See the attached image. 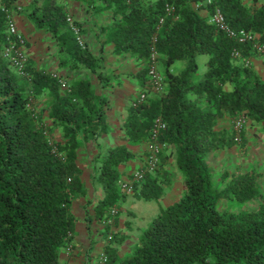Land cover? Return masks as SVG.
Wrapping results in <instances>:
<instances>
[{"label": "trees", "instance_id": "16d2710c", "mask_svg": "<svg viewBox=\"0 0 264 264\" xmlns=\"http://www.w3.org/2000/svg\"><path fill=\"white\" fill-rule=\"evenodd\" d=\"M76 1L93 15H110L103 25L89 28L71 16L69 0H0V264H99L103 252L106 264H264V174L258 168L217 173L210 165L218 152L247 147L248 127L264 131V53L229 38L211 18L221 9L232 28L253 34L264 46V3ZM10 15L23 46L10 37ZM19 19L23 27L45 33L57 70L26 52L31 38ZM92 30L99 33L96 43L84 36ZM107 47L138 71L110 70ZM20 48L26 57L22 71L15 63ZM199 56L208 57L204 73ZM152 63L163 80L161 91L149 75ZM80 71L94 75L95 82L77 77ZM125 83L134 93L119 98L121 104L127 101L113 119L119 100L111 101L106 91L117 95ZM141 94L146 99L140 104ZM239 116L247 120L241 142L233 129ZM158 118L166 124L159 166L128 193L123 169L140 151L148 157ZM112 136L120 139L115 145L106 141ZM82 151L93 156V170L80 163L87 160ZM173 171L182 181L180 199L152 220L131 253L121 256L114 245L125 238L113 228L128 195L162 199ZM82 200L90 248L80 261L76 239L82 208L74 206ZM93 219L103 226L98 231L111 233L96 256Z\"/></svg>", "mask_w": 264, "mask_h": 264}, {"label": "rangeland", "instance_id": "374dc122", "mask_svg": "<svg viewBox=\"0 0 264 264\" xmlns=\"http://www.w3.org/2000/svg\"><path fill=\"white\" fill-rule=\"evenodd\" d=\"M71 3V9L75 15H78L76 12V7L75 4H79V6H84L81 4V2L76 1V0H69ZM261 3H264V0H260ZM101 2V1H100ZM88 6V5H87ZM93 18L96 16V20L99 21V16L100 14L94 13L92 14ZM102 16V14H101ZM95 20V18H94ZM23 20L19 19L18 24L20 25L19 27H22ZM23 32L28 35L31 38V44L29 48H26V52H31L32 56H37L38 61L43 65L46 66L47 68L51 70H57L56 63L53 64L51 61L53 60L52 55L55 57V50L52 49H47V46L49 45L45 40H44V32H38V34L35 33V28H32L29 24L27 26L23 27ZM39 37L42 38L39 39ZM46 48V49H45ZM207 56H199L198 57V62L200 66V72L204 73L205 72V67H206V62H207ZM109 65V64H108ZM117 65H123L124 64L120 61L117 62ZM110 66V65H109ZM128 70L131 69L132 71L136 70L135 66H127ZM178 68V67H175ZM109 70V69H108ZM84 71H81V75L77 77H83L86 79L93 80L95 82V78L93 77L94 75L86 73H82ZM121 73V72H120ZM78 74V72L76 73ZM114 74V73H113ZM118 76L123 77V74H117ZM125 81V80H124ZM124 86H126L124 89ZM122 89L118 90L117 95H115L113 92H110L109 90L106 91V94L110 97L111 101H116L114 99L119 98H128L131 96L134 91L131 89V84L124 85ZM114 94V96H113ZM129 95V96H128ZM136 95L138 96L137 92ZM127 100H123L122 104L117 101V104L115 105L114 108H112L111 112V117L114 119L116 117V114H121L124 111V103ZM247 141H248V146L247 147H240V148H231L227 150H223L221 152L216 153V157L214 158V163L215 168L219 169L218 173L221 172L222 169L233 172L236 169H251V168H258L259 172H262L264 174V131H255L251 128L248 127V132H247ZM111 139V140H110ZM109 140V143L111 145H115V143H118L120 139L114 138V136L106 138V141ZM105 141V142H106ZM93 150H91V154ZM81 157V156H80ZM93 156H89L86 162H83V160H80L81 164H84L88 166V168L92 169L94 168V158ZM257 164V166H256ZM210 165L211 160H210ZM174 177V173H173ZM216 177V176H215ZM264 186V182H263ZM172 185L168 186L167 192L172 189ZM96 192L99 194L101 192V189H97ZM183 193V192H182ZM182 193L179 195L176 192H172L171 194L169 193L160 201L158 200H153V201H145L142 200L141 202H136L135 205L129 203L130 200H132V195H128V202L127 204L124 203L121 208V213L119 216V223L116 227L113 229L117 232H119L125 240L119 244V245H114L115 247L118 246L120 250V255H125L126 253H131V251L140 243L142 237L144 236V233L146 229L149 227L150 223L152 220L158 216V214L165 208L169 207L176 201H178L182 195ZM103 195V192H101V197ZM179 195V196H178ZM130 206V208H128ZM250 207H253V205H250ZM132 208V210H130ZM239 209V207H238ZM134 212V213H133ZM83 214V213H82ZM90 214L94 215V211H90ZM81 216V214H79ZM92 230H91V235L90 237H95L96 238V244L93 250V254L96 256L99 253L102 252L103 245L105 244V241L109 238L110 234L106 236V233H104L105 229L102 231H98L100 228H103V226H99L97 220L93 219V225H92ZM82 236V234L80 235ZM89 236V235H88ZM87 235H84L85 240H83V246L82 248H79L76 250V253H79L78 259L80 261L84 260L85 253L86 251L90 248V242L87 241L88 238Z\"/></svg>", "mask_w": 264, "mask_h": 264}, {"label": "built area", "instance_id": "2783aa9c", "mask_svg": "<svg viewBox=\"0 0 264 264\" xmlns=\"http://www.w3.org/2000/svg\"><path fill=\"white\" fill-rule=\"evenodd\" d=\"M207 4H211L212 0H204ZM169 12L173 11V8H168ZM9 33H10V37L18 39L21 43V46L24 45L25 40L23 38V34L19 31L16 23H15V19L12 15L9 16ZM68 21L70 22L73 31L78 34L80 33V30L77 26H75L73 20L71 18H68ZM211 22L213 24L216 25V27L218 28L219 31H222L224 34H226L229 38L235 39L237 41H239L242 44L245 43H252L255 48L258 49L259 52L264 53V46L259 44L257 42L256 37L244 30H235L234 28H232L225 19V16L223 14V12L221 11V9L217 8L214 12V14L212 15L211 18ZM80 39V38H79ZM9 48L8 51H10V49L14 48V40H10V44H9ZM21 50L17 51V55L15 57V63L17 65V68L22 71L23 70V64L26 61V57H25V52ZM11 54L8 53V55ZM235 57L240 56V52L236 51L234 53ZM156 60V52L153 53L152 55V61L154 62ZM247 64H249L247 62ZM152 82L154 83L155 88L158 91H161L163 89V80L161 78V76L158 74L156 67L154 65V63H152L151 67H150V72H149ZM146 99V95L145 94H141V96L139 97L138 103H142L144 100ZM247 120L246 117L244 116H239L237 117L234 122H233V129L235 132V140L237 142H241V135L242 132L245 128V124H246ZM166 124L163 121L162 118H158L155 121V124L153 126V130H152V135H151V141L148 145L149 148V155L147 157V166L143 169H138L137 171L134 172V174L131 176L130 179L126 180V182L123 183V188L125 189L126 192L128 193H133L135 190V186L137 183L141 182L145 176L150 173V172H154L158 166H159V162H160V154L163 148V145L160 144L159 142V138H160V134L161 131L165 128ZM118 213L117 210L114 211V214L116 215ZM107 262V255L103 252L100 254V259H99V264H106Z\"/></svg>", "mask_w": 264, "mask_h": 264}, {"label": "crops", "instance_id": "0c3cea01", "mask_svg": "<svg viewBox=\"0 0 264 264\" xmlns=\"http://www.w3.org/2000/svg\"><path fill=\"white\" fill-rule=\"evenodd\" d=\"M75 7H76V12L78 13V15H75L73 13V11H72L70 13L71 16H73V17L75 16V18L78 19L81 23H83V25L85 27L88 26L89 28L92 27L93 23L102 24L103 25L105 23V21H106V18L110 15L109 12L108 13H101L102 16L100 14L99 21H98V20H96V16L94 17L95 18V20H94L92 14L90 12H88L83 6H79V4L77 3V4H75ZM27 25L28 24H26V26ZM22 27H23V25H22ZM95 28H96V26H95ZM95 30H98V29H95ZM84 36H85V38L89 39L90 41H94L93 43H96L98 38H99L98 37L99 33H98V31H93L92 30V32L90 34L84 33ZM97 48L99 49V47H97ZM107 51L110 53V54L109 53L107 54V56H108V64L110 65V66H108V68L110 70H113L115 73L123 72L125 74H127L128 72L136 73L138 71V69H139V68H137L138 66L135 63H133L131 60H126V59L120 60V59H117L116 57L111 55L112 48L107 47ZM120 61L124 64V66L123 65H117V62H120ZM132 65L136 67V70H134V71H132L131 69L128 70L127 66H132ZM205 69H206V67H205ZM80 72H78L77 75H81ZM82 73L88 74L85 71L82 72ZM88 75H90V74H88ZM123 77H125V79H126V75H123ZM127 84H129V83H127ZM124 85H126V83ZM82 155L88 158V156L83 151H82ZM215 157L210 159L211 163H212V167H216L215 166L216 163H214V158ZM146 162H147V155L143 151H140L139 152V158L135 162H131L128 166H126L123 169V171H124L123 179L124 180L130 179L135 171H137L140 168L145 167ZM218 171H219V169H215V172L218 173ZM173 173H174V177H173ZM173 173L171 175V184H172L173 188L170 189V191L167 192L166 195H168L169 193L171 194L172 192H176L177 194L179 193V195L182 193V181L180 179V176L178 175V173L176 171H173ZM220 173H222V172H220ZM217 175H219V174H217ZM132 197H133L132 200L129 201L130 205L131 204L135 205V203L137 201L138 202L142 201L141 199H137L134 195H132ZM158 201H160V200H158ZM127 202H128V197H127V201L125 203L127 204ZM85 204H86L85 201L82 200V201H77L75 206H74L75 210H78V209L82 208V210H78V213L81 214V216L78 215L80 217V221L78 223L79 235H78V237L76 239L77 243H78V249L82 248V246H83V240H85L84 235H87V236L89 235L88 229L86 227V225H87L86 221H84L85 218H86L85 213H84L85 212ZM128 208H130V206ZM130 210H132V208ZM81 234H82V236H80ZM91 238L96 240V238L94 236L91 237ZM88 240H89V236L87 238V241Z\"/></svg>", "mask_w": 264, "mask_h": 264}]
</instances>
